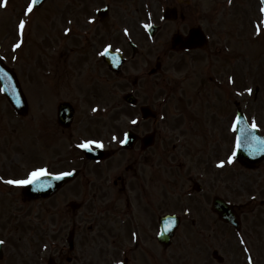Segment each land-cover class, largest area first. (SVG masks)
Here are the masks:
<instances>
[{"label": "rangeland", "instance_id": "374dc122", "mask_svg": "<svg viewBox=\"0 0 264 264\" xmlns=\"http://www.w3.org/2000/svg\"><path fill=\"white\" fill-rule=\"evenodd\" d=\"M99 1L101 2L102 5L105 2H108L109 0H99ZM223 1L224 2H221V0H201V2L205 6L208 5L213 6L214 4L216 6L218 4L223 3L224 12L223 13L219 12L218 21H214L213 26L214 28H218L217 33L219 35H221L220 33L222 32L223 29L229 30V34H230L229 44L232 48V52H230V57H233V59H237L238 56H241V51H243L244 66L239 67V70L244 72L245 89L246 88L252 89V92L250 94L246 92V108L247 110H249L247 112L249 114V118L251 119V121L253 122V120H255L256 123L261 125L260 126L261 129L264 131V16L261 11L262 7H260L258 11L256 5H254L256 4L255 1L252 2L248 0H235L234 5L240 4V10H235L232 9V7H229L230 4L229 0H223ZM241 1L245 3V7H246V11L242 16L238 14L239 12L243 13ZM26 3L27 0H19V1L14 0V4H13L14 11L12 10V15L16 17L17 13L20 14V16L18 15V20L19 18L20 19L22 18V12H20L19 10H21V8H24ZM91 3H93V0H52V2L48 4L46 8L44 7L45 9L35 13V16L29 17L31 20L30 23L31 30L26 31L28 40L23 51H21L20 48L14 49L13 47L16 43L20 42V39L16 37L15 34L16 22L13 23V25L11 26L12 28L10 26H9L10 28L8 27L11 17V10L3 11V13L0 14V52L6 56L7 60H10L9 64L14 68L16 72L20 74L22 82L28 88L27 91L29 92L28 95L30 98V102L31 103L35 102V104H37L36 107L32 106V109L39 108L40 110H43V112L44 111L46 112V110H44L47 107L46 105L50 104V102L52 101L51 93H50L51 87H48L47 89L42 87V84L43 83L46 84L45 82L49 78L48 72L54 69L53 72L51 73V75L53 76L51 82L55 89V93L52 91L53 101L56 102L65 99L73 102L78 107L79 110L80 116L78 121L81 122V120H85V121L87 120V117L85 115V108L88 107L89 103L86 102L85 100L82 101L83 96L82 93L79 91L78 82H77L78 81L77 74L80 71L82 62L79 63L78 61L76 64H74L72 61L67 59L66 56L68 55V52H64L63 55L66 59L65 60L57 59V61H54L56 65H54L53 67L49 65L51 64V62H53L52 58L50 60H47V57L42 51L48 49L50 40L53 41L59 38L58 35L59 28L64 27L63 22H66L64 21V17L66 13L75 11L81 5L87 6L88 4ZM210 9L211 8H207L205 14H207L210 11ZM69 17L70 19L74 18L73 15ZM82 19H83V24L84 22H87L86 16L83 17ZM30 20H26V21H30ZM222 22L223 23L229 22V23L224 24L223 27H221ZM254 24H256V26ZM26 28L27 27H25V30ZM222 37H225V35L222 34ZM247 38L250 39V41L253 44H247L246 43L248 42ZM29 41L30 43H28ZM60 41L61 40L58 39V44L60 43ZM41 42H43L42 46L46 47L45 49L43 48L42 51L39 49V43ZM105 43L106 42H102L103 45H105ZM91 65L92 64L83 63L82 70L85 71L89 70ZM225 65L226 62H224L223 58H220V60H215L213 66L209 69L213 71L212 69L215 68L217 71L223 72L224 74L222 75L221 73L218 74L216 73L215 75H213L214 82L212 86H215L218 81H223L224 84L227 83L228 70L225 67ZM230 67L231 65L228 66L229 69ZM66 68L67 70H70L71 77L69 79L65 77V74L68 72L66 71L65 73L64 70ZM101 71L103 75V84H104L102 85V92L97 93L96 97H94V94H96V92H93L91 94V100H90L91 103L99 102L98 105L95 107V109H98L97 114H95V117L98 116L101 120H99V123H90L87 126V131L90 135H99V133H102V136H100L99 139L103 141L104 146L110 145L109 147H113V141H111L112 139L111 135H113V131L111 132V127H113L112 126L113 119H111L113 118V109H112L113 92H111L110 95L108 91V88L113 87V79L111 80L110 83L106 77L104 67L101 69ZM231 71L232 68L230 69V72ZM171 73L172 71L171 69H169V74ZM189 80H192V76L189 78ZM257 87L260 88L259 94H258V98L254 99V96L252 95ZM154 96H157V94H155ZM33 97L35 98L34 100ZM4 107H2L1 109L4 110L5 112L3 117L5 122L4 126H5V131L9 132V126L13 121V118L11 120L9 113L7 112V110L4 109ZM90 109L91 107H88L87 109L88 113L90 112ZM117 111H118L116 116L117 118L115 117V119L117 124L116 126L119 127L120 129V133L117 137L119 144V142L123 139V135L126 133L127 124L129 123L130 119L136 116L132 115L131 113H128V111L125 109H118ZM40 112L38 111V113ZM38 119L40 120V115L38 116ZM24 122H26V119L24 120ZM85 124L83 125V128L85 127ZM76 128L77 127L75 126V129ZM43 162H44L43 154L37 152L36 155L34 156V159L30 162V165H36V164L39 165ZM77 166H78V161L72 158V160L70 161V167H77ZM241 169H243V167H238L236 171L238 172ZM220 172L221 171L216 172L218 174V177L227 179L228 183L235 187L238 186L236 178L233 177L234 171L224 170L222 171V174H220ZM244 173H245V184H247V182H251L249 178L251 176L254 177L255 172L252 171L248 172L245 170ZM258 175L259 178H263L260 187L264 188V166L261 168ZM48 206H49L48 203H43V206L42 207L39 206L36 211L38 212L39 210H45V207ZM44 219H48L52 221L53 218L51 216L50 208L49 210H47V216ZM43 220H40V222L38 223L37 235L46 237L47 236L46 228L44 226H48L51 223L49 221L47 223H44ZM35 234L36 233L34 232L32 233L31 231L28 237V241L30 242L29 246L31 247V250L35 248L37 251L38 247H35V245L39 246L40 241L35 240V236H36ZM257 238H258V242H255L256 244L254 246L255 247L260 246L261 252L260 254H257L256 252L255 253L251 252V253L256 255H261V258L264 262V231L261 230V234ZM12 260L15 262V258L12 257Z\"/></svg>", "mask_w": 264, "mask_h": 264}, {"label": "flooded vegetation", "instance_id": "af4514ba", "mask_svg": "<svg viewBox=\"0 0 264 264\" xmlns=\"http://www.w3.org/2000/svg\"><path fill=\"white\" fill-rule=\"evenodd\" d=\"M135 178L137 182L132 186V194L127 199L125 208L118 213L116 204L113 205V230L110 238L100 231L91 239L96 246V252L101 255L112 253L113 264L118 261H125V264H190L188 261L182 262V259L176 256V247H167L158 239V221L161 212L165 211V200H158L156 204L146 202L148 196L154 194L155 184L152 183L151 188L145 185V172L139 174L136 171ZM181 211L185 216L177 234L180 238L192 235L198 222L195 215L197 207L193 201H187ZM108 241L110 250L105 246ZM89 242V239L81 238V249L83 250Z\"/></svg>", "mask_w": 264, "mask_h": 264}, {"label": "snow or ice", "instance_id": "6c2138e0", "mask_svg": "<svg viewBox=\"0 0 264 264\" xmlns=\"http://www.w3.org/2000/svg\"><path fill=\"white\" fill-rule=\"evenodd\" d=\"M38 0H31V4L28 5L27 7V11L29 13H31L33 11V8L36 6ZM4 3L7 4V0H4ZM229 3H231V0H229ZM262 3H264V0H262ZM261 11H264V8L261 9ZM28 23V21L26 20H23L21 19L19 21V34H20V42L16 43L13 47L14 49H18L21 47V44L23 43V36H24V31H25V27H26V24ZM145 28H150L151 25L150 24H145L144 25ZM66 32L67 31H70L69 29H66L65 30ZM125 32L128 31V29H125L124 30ZM259 31V29H258ZM111 48V45H108L107 48H105V53H107L108 49ZM231 79V78H230ZM247 92L250 94L252 92V89L251 88H248L247 89ZM240 123V117H237L236 118V123L233 125V131H236L237 128H236V125ZM258 125L256 124L255 120H253L252 122V125H251V128L252 129H255L257 128ZM254 139L257 141L258 145L264 147V138H261L259 136H255L254 133H252ZM113 139H118L117 137L113 136ZM121 143H126L127 142V134H125V139L124 140H121L120 141ZM79 147L82 148V149H85V150H88V151H92L94 150L95 148H103L104 147V143L103 141L101 140H97V139H85L81 144H79ZM241 147V141H240V138L237 137V142H236V148L239 149ZM236 157V152L234 151L232 153L231 156L228 157V163H232L234 161ZM224 163L225 161H220V164L219 166L220 167H223L224 166ZM55 175V178L56 179H62L64 176H68V175H72V173L70 172H60V173H57V174H54L52 172L49 171V169L47 167H40V168H36L34 169L33 171H31L27 178L25 179H10V180H7L6 183L8 184H11V185H28V184H35V183H39L43 177L45 176H53ZM0 179H3L2 177H0ZM169 229V224L166 223L165 224V230H168ZM4 241L0 240V244H3ZM249 261L251 262L252 261V257H249L248 258ZM122 264V262H121Z\"/></svg>", "mask_w": 264, "mask_h": 264}]
</instances>
